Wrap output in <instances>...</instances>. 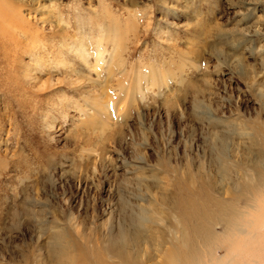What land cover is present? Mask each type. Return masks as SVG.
I'll return each instance as SVG.
<instances>
[{
    "label": "rangeland",
    "instance_id": "1",
    "mask_svg": "<svg viewBox=\"0 0 264 264\" xmlns=\"http://www.w3.org/2000/svg\"><path fill=\"white\" fill-rule=\"evenodd\" d=\"M12 2L0 15V264H55L45 246L59 231L72 264H121L106 248L139 227L153 238L140 262L162 263L160 226L170 249L176 224L163 194L219 174L223 139L238 159L241 125L264 122V0ZM247 211L236 222L252 225ZM224 224L215 244L196 238V264L225 256Z\"/></svg>",
    "mask_w": 264,
    "mask_h": 264
},
{
    "label": "bare ground",
    "instance_id": "2",
    "mask_svg": "<svg viewBox=\"0 0 264 264\" xmlns=\"http://www.w3.org/2000/svg\"><path fill=\"white\" fill-rule=\"evenodd\" d=\"M14 6L12 0H0V15L7 8L14 9ZM241 138L248 142L238 159L230 153L227 140L223 139L218 145V158L221 161L219 174H210L206 177L196 174V178H187L189 181L180 183L179 199L177 196H173L172 199L168 194H163L161 202L166 203L165 207L171 208L174 212L176 224L169 220L165 223V227L171 233L170 249H164L168 241L167 232L160 226V239L157 245L160 246V252L162 254L166 252L167 256H163L164 261L160 264H183V250L187 258L196 264V238L202 236L213 243L220 238L214 227L223 224L224 221L226 223L224 236L234 235V238L233 242H229L232 245L227 246L225 256L214 264H238L244 253H247L248 264H261L259 253L264 250V201L261 205L258 196L264 191V122L256 121L251 126L241 125ZM216 175L221 176L224 184L222 187H219ZM170 199L172 201L168 204ZM241 203L245 207H241L243 205ZM248 209H254L258 213L256 220L252 219L250 222L253 224L249 226L236 222L250 214L249 211L245 212ZM184 217L190 220L192 227H187ZM226 217L232 220H226ZM147 236L145 227H139L135 233L121 229L117 235L112 236L106 250L112 259H117L121 264H144L143 260L140 262L139 256L143 246L142 240L146 239L145 242L148 244L153 240L151 236ZM52 238L53 240L45 246L49 259L55 264H72L75 246L65 239L62 231L54 234Z\"/></svg>",
    "mask_w": 264,
    "mask_h": 264
}]
</instances>
